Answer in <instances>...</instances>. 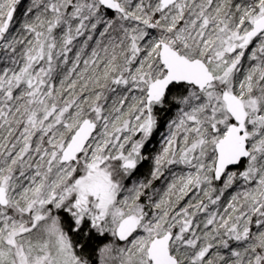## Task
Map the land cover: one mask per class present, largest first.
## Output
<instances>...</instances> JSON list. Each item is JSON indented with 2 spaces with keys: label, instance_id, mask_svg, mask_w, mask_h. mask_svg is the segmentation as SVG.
I'll return each instance as SVG.
<instances>
[{
  "label": "snow or ice",
  "instance_id": "obj_1",
  "mask_svg": "<svg viewBox=\"0 0 264 264\" xmlns=\"http://www.w3.org/2000/svg\"><path fill=\"white\" fill-rule=\"evenodd\" d=\"M0 264H264V0H0Z\"/></svg>",
  "mask_w": 264,
  "mask_h": 264
}]
</instances>
